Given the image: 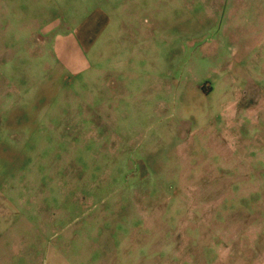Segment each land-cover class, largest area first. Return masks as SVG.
I'll return each instance as SVG.
<instances>
[{
	"label": "rangeland",
	"instance_id": "rangeland-1",
	"mask_svg": "<svg viewBox=\"0 0 264 264\" xmlns=\"http://www.w3.org/2000/svg\"><path fill=\"white\" fill-rule=\"evenodd\" d=\"M0 264H264V0H0Z\"/></svg>",
	"mask_w": 264,
	"mask_h": 264
},
{
	"label": "crops",
	"instance_id": "crops-1",
	"mask_svg": "<svg viewBox=\"0 0 264 264\" xmlns=\"http://www.w3.org/2000/svg\"><path fill=\"white\" fill-rule=\"evenodd\" d=\"M216 81H221L220 79H217V78H215V80L213 81L214 83V85H213V87H212V90L211 91H215V88H216V85H215V83H216Z\"/></svg>",
	"mask_w": 264,
	"mask_h": 264
}]
</instances>
